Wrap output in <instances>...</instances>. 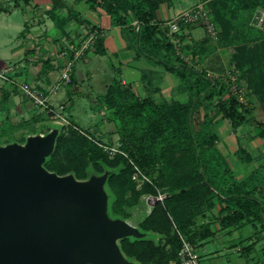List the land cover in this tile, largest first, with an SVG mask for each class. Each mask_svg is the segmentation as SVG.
Instances as JSON below:
<instances>
[{
    "label": "trees",
    "instance_id": "16d2710c",
    "mask_svg": "<svg viewBox=\"0 0 264 264\" xmlns=\"http://www.w3.org/2000/svg\"><path fill=\"white\" fill-rule=\"evenodd\" d=\"M15 1L16 6L18 0ZM87 1L92 8L102 6L115 24L129 27L133 38L131 48L137 56L155 59L177 75L181 80L178 91H188L190 97L187 101H169L157 100L153 94L141 96L131 83L123 81L122 71L117 68V75L100 101L109 110L108 120L118 125L120 150L110 155L102 147L101 139L69 119L68 125H61L55 150L45 161V167L61 175L74 173L79 179L109 171L106 190L112 217L130 219L132 209L146 194L167 195L157 200L152 211L138 224L142 231L157 238L120 240L126 256L140 264L179 263L182 237L197 246L220 230L232 233L234 229L251 225L264 231V165L253 169L247 179L239 180L217 146L219 133L215 129L222 120H228L234 129L250 122L260 128L258 135L264 138V121L256 117L257 109L250 101L251 96H256L264 110V29L251 23L255 11L264 8V0H201L219 27L218 40L213 42L206 36L186 43L183 30L190 26L184 24L177 34L180 51L197 57L200 62L219 48L226 51L232 48L229 64L241 71L248 105L233 96L226 98L225 83L210 79L207 71L197 69L178 53L167 36L168 26L157 21L160 5L172 0ZM49 14L63 35H68L65 26L73 18L80 24L86 22L69 8L61 14L55 6ZM93 31L99 32L95 45L82 58L92 51L107 53L99 29L91 26L89 33ZM159 51L164 54L159 56ZM41 66L47 73L52 67L51 59H42ZM67 85L71 86L72 99L79 92L73 72ZM51 128L48 125L46 132L31 133H47ZM236 154L245 162L252 160L243 145ZM137 171L141 172V183L133 177ZM144 176L148 179H143ZM215 208L218 214L214 220L219 224L216 229L214 220L208 219ZM200 219L208 220L198 223ZM243 249L246 255L251 245Z\"/></svg>",
    "mask_w": 264,
    "mask_h": 264
},
{
    "label": "water",
    "instance_id": "95a60500",
    "mask_svg": "<svg viewBox=\"0 0 264 264\" xmlns=\"http://www.w3.org/2000/svg\"><path fill=\"white\" fill-rule=\"evenodd\" d=\"M56 123L0 144V264H135L120 240L146 234L110 215L109 171L79 179L45 167L64 125Z\"/></svg>",
    "mask_w": 264,
    "mask_h": 264
},
{
    "label": "crops",
    "instance_id": "0c3cea01",
    "mask_svg": "<svg viewBox=\"0 0 264 264\" xmlns=\"http://www.w3.org/2000/svg\"><path fill=\"white\" fill-rule=\"evenodd\" d=\"M15 2V0H0V24L6 28H14L20 34L18 35V42L7 55L15 59L13 64L16 66L15 74L20 79L29 81L45 91L51 89L60 79L64 64L67 61L68 56L61 55L62 50L65 47H75L89 33L90 27L95 26L105 39L107 53L101 55L110 54L122 57L118 68L122 71L123 81L131 83L139 95L153 94L157 100L166 99L169 101L172 99L187 101L189 99L190 93L188 91H178L181 80L177 75L167 71L155 59L137 56L135 49L131 48L132 31L127 26L115 24L102 6L92 8L87 0H30L29 2L18 0L16 6ZM200 2L202 1L172 0L171 2H164L157 11V21L162 23L168 21L179 12ZM55 6L59 7L61 14H65L68 8L75 10L79 17L85 19L86 22L80 24L76 18H73L65 26L68 35H63L49 14ZM19 14H22L23 18L25 17L24 23ZM2 15L5 16L1 17ZM199 28L203 31L201 35L198 33ZM183 34L186 36V43H193L206 37V31L200 25H192L184 29ZM33 49L36 50L26 55L27 51H33ZM227 51L219 48L211 53L204 62H200L197 57L193 58L191 54L188 55L192 57V60H197V69L205 71L203 63L209 61L213 56L220 55L223 57ZM162 54L164 52L159 51L158 55ZM92 55H94L93 51L81 59L88 60ZM45 58L51 59L52 64L47 73L43 71L41 61H39V59ZM206 71L216 72L213 68H208ZM72 72L78 80L79 78L85 79L82 72H80L82 78H78L77 64H75ZM86 76L92 77V71L87 70ZM105 109L102 107L101 113L107 114ZM41 110L43 109L34 106L19 89L0 80L1 119L11 120L18 116L28 118L27 116L30 114L32 118ZM109 123L115 124L114 121ZM109 123L106 124L109 126ZM249 123H245L236 129L230 123L229 126L223 127L222 133L218 132L217 146L229 161L239 180L247 179L253 169L264 165V138L258 135L260 128L250 123L242 133L238 132L239 128ZM219 124L220 122L217 125ZM115 130L116 128L113 129V131ZM240 145H243L251 154L252 160L250 162H245L237 156L236 152Z\"/></svg>",
    "mask_w": 264,
    "mask_h": 264
},
{
    "label": "rangeland",
    "instance_id": "374dc122",
    "mask_svg": "<svg viewBox=\"0 0 264 264\" xmlns=\"http://www.w3.org/2000/svg\"><path fill=\"white\" fill-rule=\"evenodd\" d=\"M20 13L22 12L20 11ZM19 15L21 21L24 23L25 17L23 18L22 14ZM4 16L5 15H2L1 17ZM198 33L200 35L203 33L201 28H199ZM18 35L20 34L17 33L14 28H6L0 24L1 67H8L14 64L15 59L7 55L10 49L18 42ZM232 53L233 49L231 48L223 57L220 55L211 57L209 61L203 63V69L207 70L208 68H213L216 72L236 69L234 65L230 66L229 64ZM121 58L120 55L94 54L88 60H78L76 62L79 72L77 73L78 78L82 76L80 72L85 75V79H77L79 92L71 99L69 95L71 86L63 85L55 92L50 93L48 98L49 104L53 106L55 110H60L61 105H66V108L62 111V115L67 121L56 117V114L53 115L46 109L41 110L40 113H36L32 118L31 114L27 116L28 118L20 116L11 120L0 118V144H6L10 140L23 142L24 137L31 134L34 130L46 132L48 130V125L60 127V125L56 123L57 121H62V124L68 125L70 123L69 119H71L81 129L101 139L102 147L109 151L110 155H113V152L120 150L121 147L119 141L120 135L117 133V130L113 131L114 128L117 129L118 125L116 123H109L108 117L110 113L108 109H105L107 114L101 113V108L105 107L101 105L100 96L106 92V85L117 75V69L115 68L120 67ZM39 61L42 60L39 59ZM189 62L193 63L195 66L198 65L197 60H192L191 57ZM87 70L92 71V77L86 76ZM250 101L251 105L257 109V118L260 121H264V110L260 100L253 95L250 97ZM39 116H42L43 119L39 120ZM105 122H108L109 126ZM229 125L230 122L228 120H222L215 129L217 132L222 133L223 127ZM248 125H250V123L239 128L238 132L242 133ZM137 180H139V178H137ZM140 181L141 180H139V183H141ZM143 197L141 202L132 209L131 217L133 218L130 221L135 225H138L140 220L148 213H146L148 204ZM157 197L158 196L151 197L153 205L157 201ZM217 214L218 208H215L212 210V213L209 214L208 219L210 220L211 218L214 220ZM208 219H200L198 223L207 221ZM213 228H219V224L216 220L213 221ZM228 231L229 230H220L214 236L206 239L202 244H197L196 252L199 254V264L264 263V231L261 228L248 225L241 229H234L232 233ZM142 232L146 234L143 238L154 237L148 232ZM249 245H251V249L245 255L243 248ZM135 262V264H140L137 261Z\"/></svg>",
    "mask_w": 264,
    "mask_h": 264
},
{
    "label": "built area",
    "instance_id": "2783aa9c",
    "mask_svg": "<svg viewBox=\"0 0 264 264\" xmlns=\"http://www.w3.org/2000/svg\"><path fill=\"white\" fill-rule=\"evenodd\" d=\"M251 23L259 29H264V8H258L255 11ZM183 24L185 26L200 25L205 29L206 36H208L211 41L216 42L218 40L219 27L217 26L216 21L212 18L210 12L203 2L197 3L193 7L181 11L172 19L163 22L164 26H168L167 36L176 45L178 53L183 55L187 61L190 60L191 56L184 55L180 51L179 47L181 40L177 36V34L181 32V27ZM98 34V31L90 32L88 36L81 42H79L75 47H65V49L62 50L61 55L68 56L67 61L64 64L60 79L48 91L42 90L33 85L31 82L22 80L17 77L15 74V65L0 67V80L9 83L11 86L19 89L34 106L41 109H46L51 114H56V117L66 120V118H64V116L62 115V111L65 109V106L61 105L60 110H55V108L53 106L51 107L48 102L49 95L50 93L55 92L61 86L67 85L69 83L71 79V73L76 62L81 59L87 51L91 50L94 47ZM207 77H209L210 79L219 80L228 86V93L226 95V98L233 96L240 103L244 105L249 104V98L247 97V88L243 79L241 78L240 71L238 69H227L222 72L208 71ZM115 152H113V154ZM140 173V171H137L133 177L135 179L140 178ZM143 179L148 178L144 176ZM144 196L147 198L153 197L150 194H146ZM166 196L167 195L165 193H160L157 197V200H163ZM182 239L183 246L179 252L180 262H173L172 264H199L200 258L199 254L196 252V246L190 241H187L185 238L182 237Z\"/></svg>",
    "mask_w": 264,
    "mask_h": 264
},
{
    "label": "bare ground",
    "instance_id": "6f19581e",
    "mask_svg": "<svg viewBox=\"0 0 264 264\" xmlns=\"http://www.w3.org/2000/svg\"><path fill=\"white\" fill-rule=\"evenodd\" d=\"M143 198L145 199L146 203L148 204L147 207H146V213H147V212L149 213L150 210H151V208H152V206H153V203H152V201H151L152 199H151V198H147V197H145V196H144ZM148 213H147V214H148ZM147 214H146V215H147ZM132 218H133V217H131L130 220H131Z\"/></svg>",
    "mask_w": 264,
    "mask_h": 264
}]
</instances>
